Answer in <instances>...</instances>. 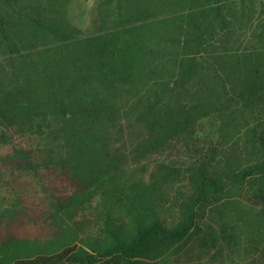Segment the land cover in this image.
I'll use <instances>...</instances> for the list:
<instances>
[{"label": "trees", "instance_id": "1", "mask_svg": "<svg viewBox=\"0 0 264 264\" xmlns=\"http://www.w3.org/2000/svg\"><path fill=\"white\" fill-rule=\"evenodd\" d=\"M72 2L0 0V264H264V0Z\"/></svg>", "mask_w": 264, "mask_h": 264}, {"label": "rangeland", "instance_id": "2", "mask_svg": "<svg viewBox=\"0 0 264 264\" xmlns=\"http://www.w3.org/2000/svg\"><path fill=\"white\" fill-rule=\"evenodd\" d=\"M98 0H73L70 5V18L73 23L80 27L85 35L94 33V19L96 17V4ZM8 188L0 190V201H8L12 194ZM40 212V209H39ZM90 217L93 218L92 210L89 209Z\"/></svg>", "mask_w": 264, "mask_h": 264}]
</instances>
